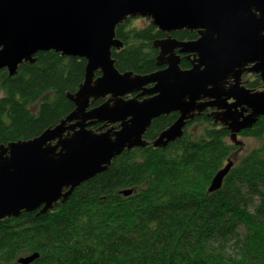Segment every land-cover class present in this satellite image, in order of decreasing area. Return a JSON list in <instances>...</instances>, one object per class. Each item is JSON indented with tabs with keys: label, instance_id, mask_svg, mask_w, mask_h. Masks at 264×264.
Returning a JSON list of instances; mask_svg holds the SVG:
<instances>
[{
	"label": "water",
	"instance_id": "obj_1",
	"mask_svg": "<svg viewBox=\"0 0 264 264\" xmlns=\"http://www.w3.org/2000/svg\"><path fill=\"white\" fill-rule=\"evenodd\" d=\"M139 17L159 31H198L199 37L154 41L157 63L167 65L162 70L120 71L114 50L125 45L118 26ZM178 48L195 53L192 68H182ZM47 50L85 58V80L77 92L67 93L75 108L59 124L39 136L0 144V222L24 211L54 209L126 150L166 148L208 107L216 108L215 123L242 146L239 132L264 116V90L242 84L246 72L264 80V0H0V70L15 76L20 65L35 63L36 54ZM101 98L106 100L92 106ZM175 111V122L152 142L145 138L154 119ZM98 123L103 124L93 128ZM234 164L231 156L209 192L223 187ZM38 256L19 262L30 264Z\"/></svg>",
	"mask_w": 264,
	"mask_h": 264
},
{
	"label": "trees",
	"instance_id": "obj_2",
	"mask_svg": "<svg viewBox=\"0 0 264 264\" xmlns=\"http://www.w3.org/2000/svg\"><path fill=\"white\" fill-rule=\"evenodd\" d=\"M117 35L125 45L114 50L120 71L157 68L153 43L165 34L155 25L132 27L128 20ZM36 60L15 76L0 70V144L39 136L75 108L67 93L85 80L87 60L55 50L38 52ZM178 117L175 111L156 118L145 138L155 140ZM194 120L166 148L150 144L116 156L54 209L5 217L0 264H22L20 257L36 252L30 264H264V116L244 132L260 145L240 156L214 192L215 174L239 147L214 119ZM127 189L134 192L125 195Z\"/></svg>",
	"mask_w": 264,
	"mask_h": 264
},
{
	"label": "flooded vegetation",
	"instance_id": "obj_3",
	"mask_svg": "<svg viewBox=\"0 0 264 264\" xmlns=\"http://www.w3.org/2000/svg\"><path fill=\"white\" fill-rule=\"evenodd\" d=\"M182 30H184V29H181V31ZM159 31V30H158ZM161 31V30H160ZM181 31H171V33H167V32H164V31H161V32H163L165 35L164 36H161V38H158L159 40H161V39H166V38H169V37H174V38H176L179 42H190V41H192V40H196V39H198V37H199V34H198V31H189L190 33H196L197 34V36L196 37H193L192 39H183V38H179L178 36H176V35H174V34H177L178 32H181ZM188 31V30H187ZM179 50H180V48H178L176 51H177V53L181 56V66H182V68H184V69H190V68H192V61H193V59H195L196 58V55H195V53H180L179 52ZM159 52H160V49L159 48H157L156 47V54H157V57H158V55H159ZM184 61H187V62H185V64H186V66H183V62ZM157 64V68L156 69H154V70H152V71H156V70H162V68H165L167 65L166 64H162V65H159L158 63H156ZM99 75V74H98ZM242 81H243V85L245 86V87H248V88H250V89H252V90H255V91H257V90H264V80H262V77H261V75L259 74V73H253V72H246V74H244L243 75V77H242ZM150 86H153V83L150 85ZM132 96H134V94H132V95H129V96H127L128 98H130V97H132ZM104 100H106V99H104V98H101L100 100H98V101H96L95 103H93L92 104V106H97V105H99V104H101V102H103ZM229 101L230 102H233L234 101V99L233 98H231V99H229ZM216 110V108H212V107H208L207 109H206V111L203 113V115H200V116H197L196 117V119L198 118V117H206V116H208L209 118H212V119H214V117H213V115L211 114L212 112H214ZM178 115H179V113H178ZM163 116V115H162ZM262 117V116H261ZM196 119L194 120V121H196ZM155 120V119H154ZM214 123H215V121H214ZM103 123H98V124H96V125H93V128H98V127H100L101 125H102ZM218 124H221V123H218ZM223 125V124H222ZM224 126V125H223ZM225 128H227L226 126H224ZM150 129V128H149ZM228 129V128H227ZM250 129V128H249ZM249 129H245V130H242L241 132H239V136H238V138L239 139H241V137L244 135V136H246L245 134H244V132L245 131H248ZM229 130V129H228ZM148 132V131H147ZM229 133H230V130H229ZM146 135V134H145ZM242 140V139H241ZM152 141V140H151ZM244 142V141H243ZM233 144H235V143H233ZM237 145V144H236ZM238 147H239V149L234 153L235 155H234V159H235V163L238 161V159H239V157H238V153L242 150V145H237Z\"/></svg>",
	"mask_w": 264,
	"mask_h": 264
},
{
	"label": "rangeland",
	"instance_id": "obj_4",
	"mask_svg": "<svg viewBox=\"0 0 264 264\" xmlns=\"http://www.w3.org/2000/svg\"><path fill=\"white\" fill-rule=\"evenodd\" d=\"M150 20L147 18H136V19H129V24L132 27H145L147 25H149ZM231 140V137L229 138ZM241 139L244 141V145L242 146V150L238 153V157L240 158V156H243L244 153L248 152L251 148L257 147L258 145H260V141L258 138L253 137V136H242ZM239 149V148H238ZM236 149L235 152L238 150Z\"/></svg>",
	"mask_w": 264,
	"mask_h": 264
},
{
	"label": "bare ground",
	"instance_id": "obj_5",
	"mask_svg": "<svg viewBox=\"0 0 264 264\" xmlns=\"http://www.w3.org/2000/svg\"><path fill=\"white\" fill-rule=\"evenodd\" d=\"M152 126V125H151ZM151 126H150V128H151Z\"/></svg>",
	"mask_w": 264,
	"mask_h": 264
}]
</instances>
